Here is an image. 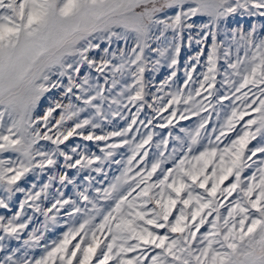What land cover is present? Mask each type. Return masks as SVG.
<instances>
[{"label":"snow or ice","instance_id":"snow-or-ice-1","mask_svg":"<svg viewBox=\"0 0 264 264\" xmlns=\"http://www.w3.org/2000/svg\"><path fill=\"white\" fill-rule=\"evenodd\" d=\"M0 264H264V0H0Z\"/></svg>","mask_w":264,"mask_h":264}]
</instances>
